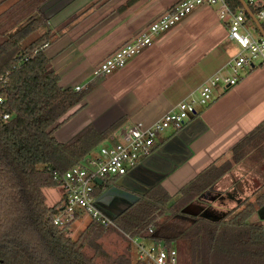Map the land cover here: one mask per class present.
<instances>
[{"label":"crops","instance_id":"obj_1","mask_svg":"<svg viewBox=\"0 0 264 264\" xmlns=\"http://www.w3.org/2000/svg\"><path fill=\"white\" fill-rule=\"evenodd\" d=\"M179 1L0 0V30L9 33L7 38L28 25L33 32L24 40L26 46L53 33L44 48L60 75L61 85L91 86L84 102L60 120H66L54 133L60 143L71 141L91 127L98 133L115 129L100 148L114 145L121 140L122 128L136 121L154 123L180 102L198 101L202 87L214 74L233 76V61L240 47L229 39L228 22H222L215 9L207 5L156 36L125 67L103 77L94 75L95 67ZM255 2L264 4V0ZM247 4L249 30L264 39V20ZM196 108L180 130L168 129L161 134L154 153L128 174L139 179V173L148 172L154 177L152 184L164 185L168 192L166 181L178 176L181 179L175 177L174 189L179 191L210 165L233 162V146L264 121V65L244 67L235 85L226 88L219 83L213 99ZM96 150L87 158L96 156ZM132 181V188H145ZM104 182L106 190L108 182ZM262 186L264 140L216 183L220 196L208 194L218 202L217 209L227 207V202L234 203V209L246 198L255 201L254 192ZM102 195H96L100 202ZM63 197L61 193L56 203ZM110 201L111 197L107 198L106 202ZM209 207L214 208L213 204ZM263 207L257 206L250 221L264 225ZM225 212L208 213L220 217Z\"/></svg>","mask_w":264,"mask_h":264},{"label":"trees","instance_id":"obj_2","mask_svg":"<svg viewBox=\"0 0 264 264\" xmlns=\"http://www.w3.org/2000/svg\"><path fill=\"white\" fill-rule=\"evenodd\" d=\"M232 8L248 9L241 0H230ZM254 14L262 3H249ZM33 28L28 25L0 42V264H146L134 255L127 237L162 242L176 248L177 264H264V225L250 221L257 206L264 205V186L218 219L186 214L190 203L207 193L220 196L216 183L232 171L259 145H263L264 121L233 146V162L212 164L174 197L162 186L150 189L140 200L126 205L104 226L92 219L76 238L70 223L53 221L65 205V197L47 203L44 188L59 187L61 178L82 162L115 130L98 133L88 127L67 143L54 133L60 121L84 102L91 86L81 90L63 87L44 44L46 35L23 44ZM5 114L10 118L4 119ZM119 176L107 177L110 183ZM105 192L97 185L95 194ZM117 235L127 244L122 251H110L104 238Z\"/></svg>","mask_w":264,"mask_h":264},{"label":"built area","instance_id":"obj_3","mask_svg":"<svg viewBox=\"0 0 264 264\" xmlns=\"http://www.w3.org/2000/svg\"><path fill=\"white\" fill-rule=\"evenodd\" d=\"M255 1L246 0L247 3ZM204 5L214 8L222 22H228L229 39L240 47L233 61V76H211L202 87L198 101H182L154 123L136 121L122 128L119 142L102 146L96 156L85 158L68 170L61 178L66 200L61 212L53 219L56 225L66 226L84 213L104 226L114 225L113 218L105 214L97 204L99 199L95 194L98 185L96 179L127 175L154 153L161 134L168 129L180 130L191 115L197 112V103L207 105L213 99L214 88L219 83L226 88L235 85L244 67L253 68L258 63L264 65V39L252 35L244 9L235 11L230 0H180L95 67L94 75L103 77L125 67L133 57L151 45L156 36L179 24L196 8ZM256 16L264 20V6ZM3 80L0 78V82ZM75 89L81 90L82 87L76 86ZM3 101L0 97V103ZM8 118L10 114H5L4 119ZM127 237L135 246L137 259L145 261L146 264H177L176 248H168L157 241H152L153 245L147 247L140 237L128 234Z\"/></svg>","mask_w":264,"mask_h":264},{"label":"rangeland","instance_id":"obj_4","mask_svg":"<svg viewBox=\"0 0 264 264\" xmlns=\"http://www.w3.org/2000/svg\"><path fill=\"white\" fill-rule=\"evenodd\" d=\"M250 32L252 33V35L254 36V37H258V33L257 32H255L254 30H250ZM9 36V33H7V31H1L0 30V42L3 40V39H5V38H7ZM215 75V74H214ZM83 89V88H82ZM197 106L199 105V104H196ZM116 142H118V141H116ZM103 144V143H102ZM105 144V143H104ZM106 145H108V143H106ZM100 146L101 145H99L98 147H97V150L96 151H98L99 152V149H100ZM97 152V153H98ZM139 175H141V178H139L140 179V183H142V185L145 187L146 185L148 186V185H152V183L154 182V177L152 176V175H150L148 172H145V173H143V174H140L139 173ZM175 177L176 178H178V179H181L180 177H178V176H173V177H169L168 178V181H166V183H165V187L169 190V193L171 194V195H173L174 197H176L177 195V193H178V191H177V189H174L175 188V185H174V183L175 182H177V181H175ZM180 182V181H179ZM136 183V182H135ZM163 187H164V185H163ZM44 193H45V195H46V199H47V203L48 204H50V205H54L56 202H57V198L59 197V195L61 194V193H63V196H64V194H65V188H64V186L63 185H61V186H59V187H51V188H44ZM57 195H58V197H57ZM215 199V198H214ZM213 199V197H210L209 196V194L207 193L206 194V196H205V198H203V199H201V200H196V201H194V202H196V203H198L199 205L201 204L202 205V207H203V211L202 212H212L213 210H217V211H220V212H222V210H223V212L224 211H226V212H228V211H230V210H232V208H233V205H234V203H229V202H227V207H224L223 209H222V207L220 208V209H217V206H218V202L217 201H213L214 200ZM99 202L100 201H97V204H98V206L103 210V212L105 213V214H107V215H109V213H112V211L111 210H109V209H107V208H105V207H101L100 205H99ZM211 204H213V206H214V208H211V207H209V206H211ZM109 213H108V212ZM202 212L201 213H199V214H202ZM116 215H118V214H116ZM81 216V217H80ZM74 222H73V225L71 226V233H72V236L74 237V238H76V237H78L79 236V234H81V232H82V230H83V227L87 224V223H89V221L91 222V216L89 215V214H87V213H84V214H81ZM110 217H111V215H109ZM103 241H104V243H105V245H106V248L107 249H109L110 251H113V250H115V251H117V252H120V251H122V249L126 246V242L124 241V240H122L121 238H119L117 235H115V234H113V235H111V236H109V237H106V238H104L103 239ZM143 244H145L147 247H151L153 244H152V241H150V240H143V241H141ZM134 255H136V249H135V246H134ZM137 257V256H136Z\"/></svg>","mask_w":264,"mask_h":264},{"label":"water","instance_id":"obj_5","mask_svg":"<svg viewBox=\"0 0 264 264\" xmlns=\"http://www.w3.org/2000/svg\"><path fill=\"white\" fill-rule=\"evenodd\" d=\"M242 2L244 3L245 6L248 5L246 3V0H242ZM256 23H258V19L256 20ZM131 177H132V175H131ZM132 179H134L135 181L140 183V179H138V178L136 179L134 176L132 177ZM104 181L105 180L102 178L96 179V182L99 185H104V183H105ZM156 184L157 183H154V184L148 185V186L146 185L144 189H140L139 187L136 189V188H132L131 185L129 184V182H127V180H125V176H122L118 181H116V185H114L111 189H108L103 193L102 201L99 202V205L101 207H105L104 203H107L106 202L107 198H109L112 195H115L116 198H121V199H119V201L121 203H125L126 205L130 206V205L136 203L137 201H139L141 196L145 195L150 189L154 188L156 186ZM117 204L118 203H114V204H112V206L116 207ZM262 210H264V207L262 208ZM202 211H203L202 205H199L196 202L190 203L189 205H187L183 209L184 213L194 215V216L199 215V213H201ZM202 214L205 216H208L211 219H218V217L212 213L210 214L208 212H202ZM109 215H111L112 218L116 217V214H114V211H112V213H109Z\"/></svg>","mask_w":264,"mask_h":264},{"label":"flooded vegetation","instance_id":"obj_6","mask_svg":"<svg viewBox=\"0 0 264 264\" xmlns=\"http://www.w3.org/2000/svg\"><path fill=\"white\" fill-rule=\"evenodd\" d=\"M131 175H132V177L134 176L133 174H128V175H125V180H127V182H129V184L131 183V186H132V177H131ZM121 177H119V178H116L115 180H113L112 182H110V183H108L107 185H106V190H108V189H111L114 185H116V181H118L119 179H120ZM136 189L138 188V185H136V187H135ZM105 190V191H106ZM111 197V201L109 202V203H104V206L107 208V209H109V210H111V211H120L121 209V207L123 208L126 204L125 203H121L120 201H119V199H121V198H116V196L115 195H112V196H110ZM117 199V200H116ZM114 203H118L117 204V206L116 207H113L112 206V204H114Z\"/></svg>","mask_w":264,"mask_h":264}]
</instances>
